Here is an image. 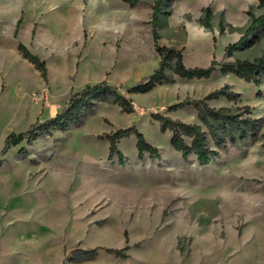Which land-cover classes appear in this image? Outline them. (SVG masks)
I'll return each instance as SVG.
<instances>
[{"label":"rangeland","instance_id":"obj_1","mask_svg":"<svg viewBox=\"0 0 264 264\" xmlns=\"http://www.w3.org/2000/svg\"><path fill=\"white\" fill-rule=\"evenodd\" d=\"M153 3L140 0L132 8L123 0H0V150L8 134L54 116L87 83L107 79L131 86L151 74L159 63ZM208 5L212 29L200 23ZM250 8L262 12L258 0H175L163 6L159 42L183 49L187 66H208L244 34ZM255 35L227 60L261 55L264 33ZM20 41L46 61L47 81L17 50ZM169 74L174 82L147 93L121 88L134 102L133 113L101 102L81 124L24 141L1 156L0 264H264V84L220 68L203 79ZM224 85L240 98L208 103L251 106L263 119L260 136L220 150L206 165L194 155L184 159L153 113L201 123L195 103L168 107L201 100ZM131 125L160 157L141 158L131 135L118 142L124 163L109 158L106 134ZM127 246L126 258L106 250ZM77 249L99 255L70 260Z\"/></svg>","mask_w":264,"mask_h":264},{"label":"trees","instance_id":"obj_2","mask_svg":"<svg viewBox=\"0 0 264 264\" xmlns=\"http://www.w3.org/2000/svg\"><path fill=\"white\" fill-rule=\"evenodd\" d=\"M130 7H135L140 0H123ZM175 0H154L151 14V29L154 41V48L159 56L158 66L154 71L141 78L137 83L131 86L123 85L117 87L112 85L107 79L87 83L81 89L75 91L70 96L68 102L54 116L46 120L37 119L26 130L21 132H11L4 140V145L0 150V158L4 156L12 147L17 146L24 141L31 143L40 137L51 136L56 131H67L72 126L83 122L88 113L94 110L98 103L105 102L117 104L125 113H133L135 105L131 97L127 94L147 93L153 90L157 85L174 82V77L169 74L171 69L173 75L186 79L210 78L213 73L220 68L223 73H232L236 77L243 79L256 86L264 84V51L261 55L250 59L237 58L234 61H228L227 58L243 50L253 43L252 37L258 36L257 33H264V0H258V7L262 9L260 14H255L250 8L247 13L251 17V22L244 30V34L235 42L227 45L222 60L213 58L208 66H187L184 62L183 49L174 46L160 44V14L163 12L165 4L173 3ZM203 16L200 18L202 26L212 29L213 10L210 5L202 9ZM165 13V11H164ZM169 15V11H166ZM22 23L20 18L14 31L15 37L19 32ZM220 33H224V22L220 23ZM17 50L20 54L33 64L41 77L47 81L48 68L46 61L34 53L25 43L18 42ZM126 89V93L122 89ZM240 93L231 90L229 85H224L208 93L201 100H184L170 105L169 110H176L179 107L196 104L198 117L201 123H188L171 118L170 116L153 113V117L160 122V129L163 133L170 130L172 135L170 143L173 148L180 152L184 159L189 156H196L198 162L202 165L210 163L215 157L219 156L220 150H226L229 146H238L247 140H254L260 136L262 118L253 116L252 107L244 105L233 109L228 106L214 107L208 101L225 97L230 101H236L240 98ZM257 96H262L259 90ZM135 135L137 138V149L142 158L145 153L151 157H160L159 148L150 143L136 125L119 128L106 134L109 146V158L117 156L121 164L124 163V156L118 147V142L122 138ZM264 137V134H262ZM211 140L213 145H211ZM25 153V147L21 149ZM123 249L108 248L107 252L115 254L118 257L126 258L129 254ZM99 255L97 249H77L70 260H93Z\"/></svg>","mask_w":264,"mask_h":264},{"label":"crops","instance_id":"obj_3","mask_svg":"<svg viewBox=\"0 0 264 264\" xmlns=\"http://www.w3.org/2000/svg\"><path fill=\"white\" fill-rule=\"evenodd\" d=\"M212 1H213V0H212ZM173 3H174V2H173ZM208 3H209V1H208V2H204V4H202L201 7L204 6V5H206V4H208ZM160 39H161V38H160Z\"/></svg>","mask_w":264,"mask_h":264}]
</instances>
